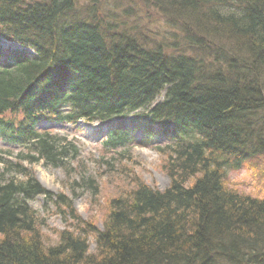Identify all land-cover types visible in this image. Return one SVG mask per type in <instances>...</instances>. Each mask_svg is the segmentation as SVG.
Instances as JSON below:
<instances>
[{"label": "trees", "instance_id": "obj_1", "mask_svg": "<svg viewBox=\"0 0 264 264\" xmlns=\"http://www.w3.org/2000/svg\"><path fill=\"white\" fill-rule=\"evenodd\" d=\"M0 38L24 47L0 46V135L21 145L17 158L66 168L76 146L37 129L42 121L142 109L102 146L132 159L127 147L142 130L140 144L157 142L170 179L160 190L130 177L127 159L112 163L120 184L99 226L9 163L0 264H264V197L226 182L227 170L264 155V0H0ZM82 182L99 194L92 178ZM37 196L72 219L54 244L30 204Z\"/></svg>", "mask_w": 264, "mask_h": 264}, {"label": "rangeland", "instance_id": "obj_2", "mask_svg": "<svg viewBox=\"0 0 264 264\" xmlns=\"http://www.w3.org/2000/svg\"><path fill=\"white\" fill-rule=\"evenodd\" d=\"M149 14L152 17L155 16L152 12ZM134 114L132 116L131 114L128 115L125 118L128 119L124 123L132 126ZM100 124V122L92 124L81 122L80 129L67 124L64 126L57 124L53 125L54 127L47 128L52 130L54 134L65 137L66 141L71 142L77 148V157L72 160L68 158L66 168L51 167L43 161L33 163L24 161L22 158H17L20 151H16L9 157L5 152L8 149L7 146L0 140V172L6 173L4 166L9 163L26 167L47 190L52 192L53 197L60 193L70 197L73 200L74 208L81 218L84 220L95 219L97 225L101 226L103 214L101 207H104L108 198L114 195L120 184V179L117 178L115 180L114 172L111 173L113 169L109 167H111L112 163L123 161V159L127 158H121L119 155L112 153L114 150L110 152L104 149L101 142L105 132L101 130L104 127H100ZM47 126L49 125H45L43 128ZM104 130L107 129L104 128ZM135 136L137 137L136 143L132 145V148L130 146L127 147L130 149L132 159L128 158L124 161L125 168H129L130 177L138 175L150 186L160 190L167 188L170 184V179L163 169L162 163L164 159L162 154L154 148L157 142L142 146L140 144V138L143 136L142 130H138ZM118 151H121V148ZM1 157L5 160V163L2 162ZM106 161H110V164H107ZM13 175L15 174H7V177ZM15 177L17 179L23 178L20 174L15 175ZM88 178H92L95 183L99 184L100 192L98 195L93 196L91 188L82 182L83 179L85 181ZM226 182L229 187L241 193L264 197V155L247 160L238 170H227ZM30 204L37 211L41 221H43L42 232L45 242L54 244L58 240L59 232L69 228L72 219H69V216H65L63 206H56L53 201L43 196L35 197L30 201ZM94 243L93 240L91 242V251H94Z\"/></svg>", "mask_w": 264, "mask_h": 264}]
</instances>
